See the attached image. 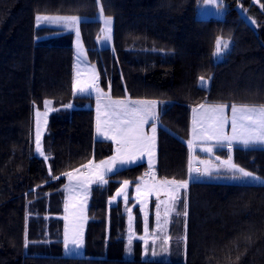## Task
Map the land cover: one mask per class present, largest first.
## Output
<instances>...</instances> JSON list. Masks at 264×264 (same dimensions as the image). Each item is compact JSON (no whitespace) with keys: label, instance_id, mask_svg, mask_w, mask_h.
Masks as SVG:
<instances>
[{"label":"trees","instance_id":"obj_1","mask_svg":"<svg viewBox=\"0 0 264 264\" xmlns=\"http://www.w3.org/2000/svg\"><path fill=\"white\" fill-rule=\"evenodd\" d=\"M202 1L101 0L114 19L113 45L101 47L97 0H0V264H264V184L201 180L190 181L171 222L173 234L186 230V259H143L141 238L126 258L131 227L137 236L145 231L135 198L145 162L92 187L86 255H63L65 174L110 157L114 145L96 136L94 95L74 91V27L37 16L90 17L80 29L99 69L97 86L114 97L164 102L157 176L179 182L190 178L194 105H264V0H224L222 18H199ZM46 98L56 108L43 143L50 165L36 154L34 131L35 107ZM216 153L264 177V146H218ZM123 181L127 201L110 204ZM149 218L154 224V209Z\"/></svg>","mask_w":264,"mask_h":264},{"label":"rangeland","instance_id":"obj_2","mask_svg":"<svg viewBox=\"0 0 264 264\" xmlns=\"http://www.w3.org/2000/svg\"><path fill=\"white\" fill-rule=\"evenodd\" d=\"M99 4V9L102 6L101 0H97ZM224 0H215V2H209V0H203L199 7H198V17L199 18H222L225 15L226 7H225ZM98 9L97 15L95 18L101 20L103 22V17H110L107 16L104 13L101 15L100 11ZM241 10H243L241 8ZM39 16H45V15H39ZM77 16L81 17L82 19L80 22L74 26V33H73V45L75 49V60H74V91L76 94H86V95H94L95 97V111L97 114V118L99 115L101 128L104 133L107 135H98L96 133L97 137L99 139L111 137L116 135V133L113 131V125L115 124V116L110 115V109L108 108L109 101H105L104 99L100 100L99 96V113L97 111V92L95 88L90 89L88 92H80L78 91V87L83 86L85 84H91L93 82V78L95 77L97 80L99 76V69L97 65L90 61L88 57L87 50L85 48L82 35H81V29H80V23L83 20L89 19L90 17L87 16H78V15H51L50 17H72ZM111 24H110V32L106 33V35L103 38L98 39L99 46H112L113 45V33H114V19L111 17ZM104 23V22H103ZM77 30L79 32V36H77ZM107 36V38H105ZM205 85L209 84V79L205 78ZM201 85V83H200ZM99 89L102 90V92H106L105 89L99 87ZM109 92V91H108ZM110 93V92H109ZM111 94V93H110ZM130 97V96H129ZM133 98V97H131ZM156 101L155 105V112L157 118L155 120H148L147 123L143 125V132L146 136H152L151 126L155 124L156 126V132H155V141L154 144L150 146V152L153 151V147L157 145V133L159 126L161 125V121L158 119V112L159 107L160 109L163 108L164 102L157 100V99H143V98H135L133 101ZM45 101H51V104L45 108V105H43L42 108L36 106L35 107V143L37 138V131L39 128V137H40V149L43 152V155H40L39 152H37L36 147V154L39 157H42L45 159L48 165H50V155L46 152L44 148V135L47 131L48 123H49V117L53 111H55L54 106V99L53 98H46ZM235 104V103H232ZM37 112L40 113L39 116H37ZM46 113V115H45ZM107 121V123H105ZM97 126V124H96ZM211 125L207 126V129H203L201 126L198 127L196 132H194L193 135V145H196L195 151H197L199 148H202V151L207 153L209 157L207 159H203V174L200 177H197L196 180L201 181H219V182H236V183H258V184H264V179L261 180H242L237 177H239V172L231 167V165H236L238 168H242L239 166L232 157L229 158H220L216 153V148L218 147L216 145L215 140H208L207 137L212 135V132L210 131ZM117 139H120L119 136H117ZM113 142L114 145V152L110 157H113L117 155V149L120 148L121 152L120 155L127 157L128 155H135L139 157V145L137 146H125L122 144H117L116 140L109 139ZM191 144V146H192ZM211 147L212 151H205V149ZM110 157L104 158L99 161H107ZM197 159V158H196ZM99 161H94L95 163H92L89 167L83 169V170H75V172H78L79 174H74V176H77L78 179L70 180L66 182L64 189L66 193V200H65V211L62 214V217L64 219V232L66 227L69 230V234L71 235L73 231L78 232L82 235L83 239V245L78 250H72V251H66L65 247L63 249V255L67 256H85V234H86V226H87V220L89 218L88 215V208H89V200L91 196V186L94 183H97L96 180V174L98 172L104 171V166H100ZM154 162H157V155L154 152ZM227 162V163H225ZM90 163V164H91ZM126 165V164H125ZM125 165H117L116 168L113 170L115 171L118 169L117 167H124ZM129 165V164H128ZM244 169V168H242ZM212 170H223L221 173L218 174H211L210 171ZM247 172H251L247 169H244ZM112 172H108L105 174V179L107 180L106 176ZM256 177L264 178L259 176L258 174L251 172ZM82 174V175H80ZM86 179V180H85ZM86 184L87 191H85L82 187H80L81 184ZM124 188V194L121 196H117V192L113 197H116L113 199V197L110 199V204L115 203L118 199L123 198L124 195L128 198V188L129 183L126 186H122ZM189 187V186H188ZM187 188V187H186ZM188 189V188H187ZM188 192V190H187ZM151 194H148L147 191L140 190L139 193L136 190L135 198L137 200V203L140 204L141 209L144 212L145 217V231L144 235L142 237V240L144 242V249L142 252L141 257L143 259H156V260H185L186 259V230L185 228L182 230V232H179L180 234H173L171 232L172 226V217L174 213H177V209L180 205V201L183 198V195L181 193V190H177L176 186L171 188L169 185L161 186L160 188H157L155 191H151ZM155 197L156 201L153 200V196ZM154 201L155 206V227L150 230L149 221H150V212H151V205ZM159 206V207H157ZM168 209L167 215L165 214V209ZM174 209V210H173ZM157 211H159V221L157 220ZM131 226H133V217L130 218ZM131 238V242H130ZM138 238V236L134 233L132 227L130 229V234L128 238V247L125 253L126 258H132L134 257V241ZM64 240V238H63Z\"/></svg>","mask_w":264,"mask_h":264},{"label":"snow or ice","instance_id":"obj_3","mask_svg":"<svg viewBox=\"0 0 264 264\" xmlns=\"http://www.w3.org/2000/svg\"><path fill=\"white\" fill-rule=\"evenodd\" d=\"M209 2H215V0H209ZM101 15L103 14V7L101 6L99 9ZM37 22L41 21H50L55 23H63L67 22L69 27H74L77 25L81 17L72 16V17H50V16H37ZM111 17H103V22L105 28L103 31L105 33L110 32V24H111ZM77 36H79V32L77 30ZM107 38V36L105 37ZM227 43H224L223 47L227 48ZM221 53V40L217 39L216 41V53ZM95 77L93 78V82L91 84H85L83 86L78 87V91L84 93L88 92L90 89L95 88L97 92V111L99 113V96L103 95L102 90L99 89L97 84L95 83ZM201 85H205L206 81L204 77L200 78ZM110 89V85H109ZM156 101H132L130 99L125 100H116V101H109L108 108L110 109V115L115 116V124L113 125V131L116 135L107 137L109 139L116 140L117 144H122L125 146H137L139 145V157L135 155H128L127 157L120 155L121 149H117V155L110 157L107 161H100V166H104L103 172H98L96 174V180L100 184H107L108 181L104 178L105 174L108 172H113L116 166L125 165L135 163L137 159L142 158L145 152H148L149 156H151L150 146L154 144L155 141V132L156 126L153 124L151 126L152 136H146L143 132V125L147 123L148 120H155L157 118L155 112V105ZM51 104V101H45L44 105L45 108ZM65 107H71V105H66ZM226 106L220 105L216 106L215 108L211 109L214 112H218L220 114L218 126L214 129H210L212 132L211 136H208V140H215L216 145L219 147H227L231 148L232 141H239L245 146H251L254 144H264V106L256 107V106H248V105H241L237 107L236 105L231 106L232 111V119H231V127H232V135L227 136L224 134L223 126L227 123V118L223 116L224 108ZM195 111V110H194ZM37 116L40 115L39 112L36 114ZM46 115V113H45ZM107 123V121L105 122ZM96 131L98 135L107 134L103 132L100 124L99 115L97 118V128ZM117 136L120 139H117ZM224 141L228 143L225 144ZM191 146L192 141L188 142ZM36 147L37 152L40 155H43V152L40 149V137H39V128L37 131V138H36ZM205 151H212V148L209 147L205 149ZM47 159V157H45ZM227 163V162H225ZM149 164H151V160H149ZM231 167L239 172V179L242 180H261L264 178L256 177L253 173L247 172L242 168H238L236 165H231ZM65 175L71 176L70 173ZM55 178V177H54ZM129 182L123 181V185L126 186ZM165 184H172L175 185L177 190L181 187H187V181H164ZM85 191H87L86 184H81ZM140 188L139 185L137 186V192L139 193ZM152 189H149L151 192ZM124 194V188L121 187L117 191V196H121ZM116 197H113L115 199ZM124 200L127 201V196L124 195ZM159 207V206H157ZM174 210V209H173ZM168 209H165V214L167 215ZM180 215V213H177ZM186 215V213H183ZM157 220L159 221V211H157ZM64 247L66 251L78 250L83 245L82 235L78 232L73 231L72 234H69V230L66 227L65 234H64ZM131 242V238H130Z\"/></svg>","mask_w":264,"mask_h":264},{"label":"crops","instance_id":"obj_4","mask_svg":"<svg viewBox=\"0 0 264 264\" xmlns=\"http://www.w3.org/2000/svg\"><path fill=\"white\" fill-rule=\"evenodd\" d=\"M228 44L230 45V43H228ZM220 56H221V54H220ZM209 85H210V81H209V84H207V86L209 87ZM102 93H103V95H100V100L104 99L105 101H110V100L111 101H116V100H125V99H130V100L133 101L135 99V98H131L129 96L114 97L107 90H106V92L103 91ZM95 105H96V103H95ZM220 105L226 106L224 108V112H223V116L227 118V123H225L224 126H223L224 134L227 135V136H231L233 134L232 133V127H231V119H232L231 106L232 105H236L237 107H239V106H241L243 104L211 103V102L205 101V102H201V103H198V104L194 105L193 108H192V125H191V138H190V141L193 142V135H194V132H196L197 125H198V127L201 126L205 130L207 129L208 125H211V129H214V128H216L218 126V121H219L220 114L218 112L212 111L211 109L215 108L216 106H220ZM245 105L256 106V107L264 106V105H253V104H245ZM161 109L159 107L160 111H161ZM160 111L158 112V115H159ZM96 124H97V114H96ZM96 128H97V126H96ZM96 133H97V131H96ZM103 139H106V138H103ZM224 143L227 144L228 142L224 141ZM236 144L243 145L239 141H235L234 140V141L231 142V146L232 145H236ZM251 146H264V144H254V145H251ZM153 148L154 149L151 152V156H149L148 152H145L143 154V157L137 159V161L135 163H131L129 165L126 164L124 166V167H127V166H130V165H133V164H136V163H141V162H145L148 165V170L145 173V175L141 178L139 183L136 184L135 191L137 190V186L138 185H139L140 190H142V191L146 190L148 194H151L149 192V189H152V191H155L157 188H160L161 186H164V185H169L171 188L175 187V185H172V184H165L164 180H161V179L158 178L157 169H156L157 162L156 163L154 162V152L157 155V145L155 147H153ZM195 148H196V145L192 144V146H191L190 178H189V180H187V188H188L189 183H190L191 180H196L197 177L202 176V174H203V165H204L202 160L203 159H207L209 157V155L207 153L202 151V148H199L197 151H195ZM217 148H216V150H217ZM149 160H151V164H149ZM157 160H158V158H157ZM92 163H95V162L93 161ZM92 163L89 164L88 166H86L85 168H87L90 165H92ZM124 167H122V168H124ZM85 168H82L81 170H83ZM117 168L121 169V167H117ZM118 169H116V170H118ZM78 170H80V169H78ZM222 171L223 170H220V171L219 170H212V171H210V173L214 175V174H218L219 172L221 173ZM70 174H71V176H69V175L67 176V182L72 180V179L77 181L76 179H78V178H77V176H74V174H79V173L73 171ZM110 174H108V175H110ZM80 175H82V174H80ZM107 176H106V178H107ZM95 184H98V182L92 184L91 189H92V187ZM187 188L181 187L178 190H181L182 195H186L187 190H188ZM91 189H90V191H91ZM135 194H136V192H135ZM152 198H153V200L156 201L154 196ZM151 209L155 210V206L151 205ZM87 223H88V220H87ZM149 223H150L149 224L150 230H152L155 227V223L153 224V223H151V221H149ZM143 235H144V233L142 235L138 236V238L142 239Z\"/></svg>","mask_w":264,"mask_h":264}]
</instances>
